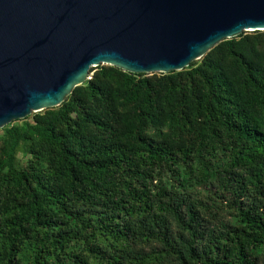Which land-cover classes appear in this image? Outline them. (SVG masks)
I'll use <instances>...</instances> for the list:
<instances>
[{
	"label": "trees",
	"instance_id": "trees-1",
	"mask_svg": "<svg viewBox=\"0 0 264 264\" xmlns=\"http://www.w3.org/2000/svg\"><path fill=\"white\" fill-rule=\"evenodd\" d=\"M94 70L0 130V264H264V32Z\"/></svg>",
	"mask_w": 264,
	"mask_h": 264
},
{
	"label": "water",
	"instance_id": "water-1",
	"mask_svg": "<svg viewBox=\"0 0 264 264\" xmlns=\"http://www.w3.org/2000/svg\"><path fill=\"white\" fill-rule=\"evenodd\" d=\"M264 31V0H0V130L60 107L91 70L181 72Z\"/></svg>",
	"mask_w": 264,
	"mask_h": 264
},
{
	"label": "rangeland",
	"instance_id": "rangeland-1",
	"mask_svg": "<svg viewBox=\"0 0 264 264\" xmlns=\"http://www.w3.org/2000/svg\"><path fill=\"white\" fill-rule=\"evenodd\" d=\"M264 32V31H263ZM248 34H251V33H246V34H242V35H248ZM238 38V37H237ZM95 71L96 70H94L92 73H91V78H93L94 77V73H95ZM161 75V74H160ZM39 114H42V112H39V113H33L31 116H29L30 117V121H33L34 122V117L36 116V115H39ZM1 134H3V132H0V135ZM19 158L21 159V162H22V164L23 165H26V162H27V159H25V158H22V155L21 154H19Z\"/></svg>",
	"mask_w": 264,
	"mask_h": 264
}]
</instances>
